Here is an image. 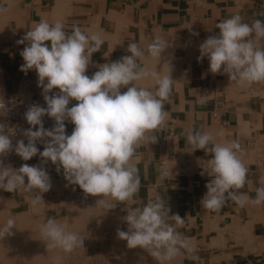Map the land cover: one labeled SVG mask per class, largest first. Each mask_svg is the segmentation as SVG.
<instances>
[{
    "label": "clouds",
    "instance_id": "9594fccd",
    "mask_svg": "<svg viewBox=\"0 0 264 264\" xmlns=\"http://www.w3.org/2000/svg\"><path fill=\"white\" fill-rule=\"evenodd\" d=\"M7 10L0 5V15ZM216 28L219 33L209 36L199 49L200 59L207 57L209 61V71L227 74L240 88L264 83V20L247 23L237 14L219 22ZM17 43L25 45L20 52L24 61L20 70L37 73L46 107L33 104L27 109L25 119L30 127L23 131L27 143L20 139L13 145L14 132L0 123V189L35 193L32 203L44 202L42 194L52 184L43 165L51 162L58 173L63 170L69 184L78 185L86 195L99 197L97 204L113 208L125 205L127 214L122 220L127 231L118 229L117 236L129 249L145 250L157 264H173L180 257L197 260L191 239L177 231L184 219L169 215L170 208L161 197L148 200L143 207H132L141 186L138 149L155 143L156 133L166 126L169 112L165 101L175 82L170 66L163 73L150 70L144 61L147 56L159 64L169 48L167 41L155 36L146 49L129 43L128 55L98 65L99 70L91 77L86 72L92 54L105 43L98 32H85L78 26L68 32L60 20L50 23L41 19ZM144 81L155 85V92L142 86ZM73 100L77 103L69 107ZM8 110L0 96V114ZM45 116L54 120L53 127H44ZM66 121L74 125L70 135L66 134ZM185 141L193 151L211 154L205 169L211 179L200 202L203 208L219 212L228 202L241 208L249 204L264 206V178L254 197L240 191L248 182V167L239 140L217 142L212 133L194 129ZM13 151L23 161L39 154L41 163H24L14 169L3 161ZM170 175L172 170L161 169V180ZM13 227L12 218L0 225V239L11 235ZM39 231L47 249L71 253L83 246L84 238L54 217L40 224ZM54 264H62L61 258L55 257Z\"/></svg>",
    "mask_w": 264,
    "mask_h": 264
},
{
    "label": "crops",
    "instance_id": "0c3cea01",
    "mask_svg": "<svg viewBox=\"0 0 264 264\" xmlns=\"http://www.w3.org/2000/svg\"><path fill=\"white\" fill-rule=\"evenodd\" d=\"M0 5L8 9L0 15V96L5 98L29 97L28 77L34 70H20L24 63L20 52L25 45L17 41L41 19L50 23L60 20L68 32L78 26L82 31L98 32L104 37L101 50L92 54L86 72L89 77L99 70L98 65L128 55L129 43L146 49L153 37L165 39L169 48L161 62L146 56L144 64L163 73L170 66L175 82L165 101L169 117L166 126L156 133L157 141L138 149L141 186L132 207H143L159 196L170 208L169 215L178 214L184 219L177 231L191 239L198 259L180 257L173 264H264V206L249 204L241 208L228 202L219 212L203 208L200 202L211 179L205 170L211 154L193 151L185 141L194 129L212 133L217 142L239 140L248 167V182L240 191L255 196L264 178L260 164L264 147V83L240 88L227 74H212L207 57L200 59L199 49L209 36L219 33L216 25L227 18L239 14L247 23L264 20V0H0ZM142 86L155 92V85L148 81L142 82ZM3 117L0 114V121ZM65 125L66 134L70 135L74 125L68 121ZM221 131L223 136L216 135ZM37 147L43 151L42 144ZM40 163L39 154L27 161L29 165ZM43 166L51 178L48 196L55 194L54 199L44 201L45 206L54 204L43 209L45 214L54 210L64 217L66 209L74 205L71 198L80 194L92 203V219L96 220L97 210L100 211L103 236L93 237L97 239L92 241L95 251L98 244L101 251L103 239L109 245L118 229L127 231L122 220L127 214L124 204L115 208L99 205V197L86 195L78 185L69 184L62 169L58 173L51 162ZM162 168L172 170L173 175L161 180ZM34 195L23 191L9 193V201L27 210L33 205ZM123 248L129 249L126 241ZM128 251H137L141 262L157 264L139 247ZM95 259L92 258V264H100Z\"/></svg>",
    "mask_w": 264,
    "mask_h": 264
},
{
    "label": "bare ground",
    "instance_id": "6f19581e",
    "mask_svg": "<svg viewBox=\"0 0 264 264\" xmlns=\"http://www.w3.org/2000/svg\"><path fill=\"white\" fill-rule=\"evenodd\" d=\"M22 99L29 100V97ZM5 116L6 113L0 123L4 120ZM57 186L58 185L56 183V187ZM71 199H74V205L69 208L65 207L67 208L65 211V213L67 212L66 215L64 217L55 216L57 217L56 219L61 223L67 224L71 231L76 232L75 230H79L80 232L77 231L76 233L83 236H89L91 242H96L98 238L103 236V233L100 232V211L97 210V218L94 220L92 219V203H87L80 194L72 197ZM44 208V202H40L33 204L29 209L18 214L15 220V227L11 230L12 234L6 235L3 239H0V264H54L55 257L64 259L66 254L70 255V253H63L60 250L47 249L46 243L43 241L39 231L40 224L46 221H44L41 217L35 216L36 213L43 211ZM8 219L9 218L7 216L2 214L0 208V225L4 224ZM93 237H96L97 239ZM105 240L106 239H103V248H101V250H104V252L107 253L104 255L103 259H105V263L103 264H147L145 261L141 262V258L137 251L132 252L128 251L129 249H124V241L119 239L117 235L111 238L109 245V241L105 242ZM78 248L76 250H78ZM90 252L92 255L89 253V259H84L80 263L77 262L75 264H92V258H96L97 250L95 251V248L91 247Z\"/></svg>",
    "mask_w": 264,
    "mask_h": 264
},
{
    "label": "built area",
    "instance_id": "2783aa9c",
    "mask_svg": "<svg viewBox=\"0 0 264 264\" xmlns=\"http://www.w3.org/2000/svg\"><path fill=\"white\" fill-rule=\"evenodd\" d=\"M28 85L29 100H23L21 97L4 98L9 110L6 112V116L1 123L6 124L9 128H11V131L14 132V135L12 136L13 145H15L16 141L20 139H24L25 143H27V140L23 136V131L30 127L25 119V113L29 106L39 104L41 107H46L42 96V88L38 86V77L35 71L29 75ZM53 91L55 92L58 90L54 89ZM76 103L77 102L74 100L71 101L69 107ZM43 123L46 129L54 126V120L47 116L43 118ZM3 161L5 165H11L14 169H18L22 164L27 163V161H23L18 155H16L14 151L4 157ZM260 164L263 166L264 170V147L261 149Z\"/></svg>",
    "mask_w": 264,
    "mask_h": 264
},
{
    "label": "rangeland",
    "instance_id": "374dc122",
    "mask_svg": "<svg viewBox=\"0 0 264 264\" xmlns=\"http://www.w3.org/2000/svg\"><path fill=\"white\" fill-rule=\"evenodd\" d=\"M50 190H52V189H50ZM50 190L48 192L42 194L43 201L49 200V199H54L55 198V194L54 195H51V196H48V195L51 194ZM51 205L53 206L54 204L51 203V204H49L48 206H45V207H50ZM0 208H1L2 214L4 216H7L8 218H12L14 220H16V218H17V216H18V214L20 212L25 211V210H23L21 208L15 207L13 204H11L10 201H9V192H6V191H4L2 189H0ZM47 213L45 214V211H40V212L36 213L35 216L36 217H41L42 219H44V221H46V219H48L49 217L57 218V217H60L61 216V215H59V216L56 215L55 212H54V210L51 212V214H47ZM55 216H57V217H55ZM75 231L77 232L79 230H75ZM79 235L82 238H84V240H83V246H82L83 248H81V247L78 248V250L71 252L70 255L69 254H66V257L64 259L63 258L61 259L62 264H75L77 262L80 263L84 259H89L90 258V255H92V253L90 252V249L92 247V242H91L90 237L89 236H85V235L83 236L81 234H79ZM97 248L98 249H97L96 259L95 260H97L98 262H100V264L101 263L103 264V263H105V259H103L104 258V255H106L107 253H105L102 250L101 251L99 250V244L97 245ZM79 250H82V251H79ZM89 253H90V255H89ZM83 256H85V257H83ZM75 258H77V259H75ZM76 260H78V261H76Z\"/></svg>",
    "mask_w": 264,
    "mask_h": 264
}]
</instances>
